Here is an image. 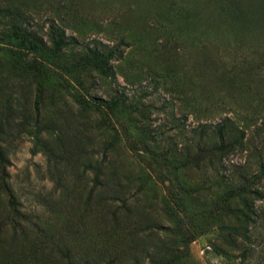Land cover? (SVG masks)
I'll use <instances>...</instances> for the list:
<instances>
[{"label":"rangeland","instance_id":"rangeland-1","mask_svg":"<svg viewBox=\"0 0 264 264\" xmlns=\"http://www.w3.org/2000/svg\"><path fill=\"white\" fill-rule=\"evenodd\" d=\"M0 264H264V0H0Z\"/></svg>","mask_w":264,"mask_h":264},{"label":"trees","instance_id":"trees-1","mask_svg":"<svg viewBox=\"0 0 264 264\" xmlns=\"http://www.w3.org/2000/svg\"><path fill=\"white\" fill-rule=\"evenodd\" d=\"M15 36H16V38H17L19 41H22V42L27 43L28 46H29V48H34L33 43H32L31 41H29L28 39H26V37H24L23 35L16 33ZM37 117H38V113H37V109L35 108V120H37ZM36 129H37V126H36ZM9 198H10V199H9L8 201L11 203V206L14 207V206H13L14 204H13V201H12L11 197H9ZM13 212H17V211L15 210V208H13Z\"/></svg>","mask_w":264,"mask_h":264}]
</instances>
